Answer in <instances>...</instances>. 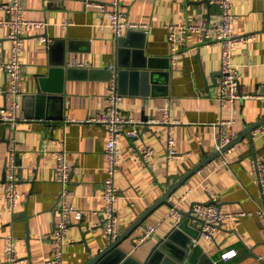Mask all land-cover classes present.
Returning <instances> with one entry per match:
<instances>
[{
  "label": "crops",
  "instance_id": "1",
  "mask_svg": "<svg viewBox=\"0 0 264 264\" xmlns=\"http://www.w3.org/2000/svg\"><path fill=\"white\" fill-rule=\"evenodd\" d=\"M12 1L0 0V4ZM110 2L24 0V17L46 26L26 28L23 60L28 67L22 79L23 95L36 93L38 79L62 65L64 73L56 72L52 82L54 88H62L64 92L48 93L50 97L63 98L47 102L41 111L43 117H34L35 100L30 97L23 100V96L21 111L24 117L25 113L29 117L16 129L0 122V264L5 260L9 236L14 238L17 256L26 260L21 264H46L53 256L61 189L55 170L56 151L61 141L65 142L68 163L73 168L71 201L84 212L83 220L71 225L63 264H87L112 243L100 224L109 133L105 126L91 121L108 106L110 80L102 72L94 76L86 72L117 66L118 39L110 27H102L109 22ZM122 7L131 21L147 25L146 29L130 30L124 35L131 32V44H145V55L151 59L153 68L148 70L147 86L143 84L144 77L126 74L120 82L117 78L122 92L120 113L138 122L135 142L152 147L154 154L151 168L130 153L132 140L124 133L120 137L123 158L116 174L120 190L119 235L197 164L211 158L209 164L172 193L169 203L162 202L143 223H160L175 204L186 213L195 203H213L212 193L217 196L221 211L251 214L241 216L230 228H218L212 241L201 240L197 244L204 252L198 255L203 264H264V219L258 214L264 204L251 161L253 158L264 161V133L253 138L254 131L264 123L215 156L223 148H217L221 133L217 123L233 121L235 136L229 144L264 119V0H234L235 33L255 35L253 41L235 45L232 57L239 71L240 89L251 97L225 104L219 99L218 87L222 47L204 44L199 35L190 33L185 40L186 52L172 68L168 40L169 24L219 21L218 4L212 0H122ZM7 17L0 11L1 19ZM9 34L10 29L0 25V65L11 57ZM40 35L50 42H42ZM8 79L0 67V115L7 108ZM168 102L171 120L177 121L174 125L162 122ZM145 117L149 118L146 122ZM170 134L175 149L183 157H168ZM12 148L17 152L18 189L22 193L15 215L7 211L4 197ZM187 223L194 232L200 228L197 220L190 219ZM173 227L172 221L164 222L153 237L136 245L138 226L119 247L136 260L144 261ZM231 250L236 251V256L228 262L222 260L221 255Z\"/></svg>",
  "mask_w": 264,
  "mask_h": 264
},
{
  "label": "built area",
  "instance_id": "2",
  "mask_svg": "<svg viewBox=\"0 0 264 264\" xmlns=\"http://www.w3.org/2000/svg\"><path fill=\"white\" fill-rule=\"evenodd\" d=\"M220 6L221 17L217 22L201 21L200 23H172L169 28V43L171 51L172 68L176 67L178 59L186 52L185 40L190 33L199 35L202 43L211 45L218 44L222 47V68L218 81L220 89L219 99L222 104L234 103L241 99L251 97L242 93L240 89L239 71L232 62L233 47L238 44H247L254 40L255 35H237L235 33L236 14L234 11V0H212ZM111 11L109 13V22L102 27H110L116 39L122 37L127 31L146 29L147 25L133 22L129 19L128 13L122 7V0H111ZM100 8H104L100 5ZM0 11H4L8 17L1 19L0 25L10 29L9 39L11 41V57L6 63L0 65L8 75V87L5 89L7 98V108L0 115V122L6 124L12 129H16L21 121L24 120L22 108V79L25 69L28 67L23 60L24 42L26 39V28L45 27L44 22L30 21L24 17L25 5L24 0H13L10 3H1ZM42 42L49 43L47 37L39 36ZM108 106L91 119L92 122L105 126L108 130L109 137L105 147V155L107 157V166L105 168L107 177L103 185L102 199L104 207L101 210V225L111 242L119 237V216L117 211V203L120 199V190L116 184V174L119 171L121 160L123 158L120 148V137L124 134L132 140L129 150L137 159H141L146 166L153 168L152 156L154 149L148 145L136 144L139 134L137 121L123 117L120 113V102L122 100L121 93L117 81V75L110 79L109 92L107 94ZM162 122L176 124L177 121L171 120V106L168 102L164 107V120ZM156 123V121H155ZM133 125L132 127H128ZM221 126V133L218 134L217 148L224 147L230 139L235 136L232 128L233 121L227 120L216 124ZM137 127V128H136ZM264 133V126L254 131V137L258 138ZM175 140L170 134L168 141V157H183L174 147ZM16 149L12 148L8 159L7 177L5 183V201L7 211L15 215L17 207L21 199L22 193L18 189L20 178L17 174ZM57 164L55 167L57 182L61 189L58 195L59 219L55 224L53 233L54 253L46 264H63L64 247L68 243V234L71 225L75 222H81L84 218V212L77 209L71 201V179L73 168L69 165L65 142L58 144L56 151ZM253 170L257 175L260 183L261 197L264 204V161L258 158L252 160ZM210 192V191H209ZM214 201L217 196L211 193ZM185 197L181 199L184 201ZM262 205V204H261ZM194 215L201 220L197 237L193 238V244L197 245L201 240L212 241L215 238L218 228H230L236 220L241 216L250 215L247 211L223 212L215 204L209 205L195 203L193 205ZM261 219H264V207L258 211ZM172 221L176 227L184 222V214L179 204H175L160 223L145 222L139 226L140 232L136 239V245L143 244L149 238L153 237L160 229L161 224ZM236 251H226L221 255V259L228 262L236 256ZM26 260L17 256L16 247L13 236L8 237L6 255L3 264H21Z\"/></svg>",
  "mask_w": 264,
  "mask_h": 264
},
{
  "label": "water",
  "instance_id": "3",
  "mask_svg": "<svg viewBox=\"0 0 264 264\" xmlns=\"http://www.w3.org/2000/svg\"><path fill=\"white\" fill-rule=\"evenodd\" d=\"M138 32L145 34V32ZM131 35V32H129L126 36L123 35L118 39V45L120 49L118 54V63L114 69H92L86 72H90L91 76H94L96 73L102 72V74L104 73L103 77L108 78V80H110L114 76V74H116L117 78H119V82L126 74L130 75L131 77H144L145 80L143 84H146L147 86V78L150 73V71L148 70L149 68H153L152 61L145 55L144 43L131 44ZM64 71V65H62L61 67L55 66L50 70L47 77H41L38 79L36 93L23 95V100L27 99L28 97L35 100L37 114L34 115V117H43V113H41V111L43 110L44 105H46L47 102L50 103V101L55 98H63L53 96L50 97L48 93L57 92L58 94H62L64 92L62 88H54V84L52 82V77L56 72H61L63 74ZM151 75L154 74L151 73ZM153 79H155V77ZM119 92L122 93L121 90H119ZM26 116L29 117V115L25 113V117ZM32 117L33 115H30V118ZM148 119V117H145V119L143 120L146 122L148 121ZM263 123L264 119L248 127L239 137L235 138L229 144L223 147L221 149V152L218 151L215 156L221 155L222 152L231 148L238 141H241L246 135L251 134L253 130H255ZM212 160L213 159L208 158L197 164L181 180H179L174 186L169 188L165 192V194L144 214L138 217L137 220L124 233L119 235V237L115 241H113L105 251L91 259L87 264H203V258L198 257L200 253H204L203 249L200 245H195L192 242L193 238L197 237L199 232L198 230H195V232L190 230V227L187 223V221H190V219L197 220L201 223V220L194 215L193 209L190 212H183L184 222L179 227H173V229L167 235H165V237L160 239V241L152 249L147 259H145L144 261L136 260L133 256L128 255L125 251L120 249L119 246L124 240L129 237V235H131V233H133L138 228V226H140L145 221L148 214H150L162 202L169 203L168 199L172 195V193H174V191L186 180H188L193 174L209 164ZM211 203H207L206 205H209ZM213 203L217 205L218 201H214ZM113 255H117V258H114Z\"/></svg>",
  "mask_w": 264,
  "mask_h": 264
}]
</instances>
